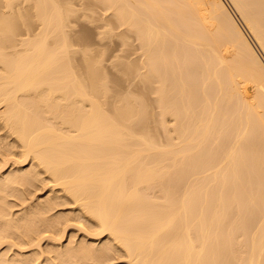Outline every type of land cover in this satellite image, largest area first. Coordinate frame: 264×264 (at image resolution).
Wrapping results in <instances>:
<instances>
[{
	"label": "bare ground",
	"instance_id": "obj_1",
	"mask_svg": "<svg viewBox=\"0 0 264 264\" xmlns=\"http://www.w3.org/2000/svg\"><path fill=\"white\" fill-rule=\"evenodd\" d=\"M95 1L142 41L115 66L153 101L72 0H0V264H264V0ZM85 218L107 241L64 244Z\"/></svg>",
	"mask_w": 264,
	"mask_h": 264
},
{
	"label": "rangeland",
	"instance_id": "obj_2",
	"mask_svg": "<svg viewBox=\"0 0 264 264\" xmlns=\"http://www.w3.org/2000/svg\"><path fill=\"white\" fill-rule=\"evenodd\" d=\"M92 1L93 0H72L73 3H71V4H72L73 8H75L78 11V14H77V17L73 18L74 20L72 19L73 23L72 22L71 23H72L73 27H71V28H73L75 30V32H77V33L79 32L80 34H81L82 31L83 32L84 31L85 32L89 31V33H91L93 35V40L91 39L93 42L91 41V44H89V47L92 46L94 48V49L93 48H91V49L95 50V52L93 51V53H94V55L98 56L97 58L102 56L103 61H104L103 64L105 65L104 68L106 67L107 74L109 73L111 76H117V77H114V78H115V80L118 81V79L122 78L121 76H122L123 73L121 74V72H119L118 68L115 66L116 65V60L118 58H123V59H118L119 61L120 60H122V61L123 60L124 61H128L129 60V61H131L132 59L135 60V58L137 60H139L141 58V57H139L140 56L139 53H142V52H140L141 48H142V45H141L142 41L138 39L139 37H138V35L136 36L135 32L126 31L124 28L119 27L118 23L115 24V21L113 22L114 24H112L110 22V20H111V18L113 19L114 15L111 16L112 13L111 12H110L111 14L108 13L109 11L106 10L105 6L102 3L100 5V2L97 3L98 1L94 0L93 4H92ZM70 2H71V0H70ZM226 2L229 4L231 9H233V11H234V7L232 6L230 0H226ZM89 15H90L91 18L89 17ZM113 20H115V18ZM109 22L111 23V26L110 25L109 26L110 27L113 26L112 29H114V30H113L112 34L110 33V35L109 34L107 35V33H109L110 30H112V29H110V27H108ZM105 24H107V26ZM34 28H36V27L34 26ZM73 29H71V30H73ZM75 32H73V33H75ZM104 32H105V35H104ZM92 35H91V37H92ZM140 41H141V43H140ZM78 47L82 48V46H78ZM139 48H140V50H139ZM97 53L100 54V56L97 55ZM79 57H80V55H79ZM79 57L77 56L78 59H80ZM138 57H139V59H138ZM141 60L142 59H140V61ZM119 68H120V66H119ZM119 74L121 75V76H119L120 78H118ZM125 77H127V76H125ZM136 77H138V75ZM136 77L135 78L134 77L133 78L127 77L128 80L127 79L123 80L124 79V77H123L122 81H119V82H124L123 84L120 83V84H122L121 85L122 87L120 86L121 88H119V89H121L120 92L121 93H125V91H127V92L135 91L134 94L142 96L143 94H140V92L141 93H145V92L148 91L149 94L145 93L144 95L147 94L149 98L147 97V95L145 97H147L150 101H153L151 99L153 97V96H151L152 93H153V90H152V93H151V88L154 87V86L150 84L152 87L149 85V89L148 90L145 89L146 91L144 92L143 89H140L141 86H142V82H140V79L136 80L137 79ZM114 78L111 77L109 79H114ZM132 80H134V81H132ZM109 82L111 83V82H116V81H113V80L111 81L110 80ZM136 82H140V83L137 84ZM134 83H136V84L134 85ZM136 85H140V86L136 87ZM111 86H113V84ZM126 86H128V87H126ZM130 87L133 88V89H131ZM122 89H124L125 91L124 90L122 91ZM147 98H145V100H147ZM150 101H148V104L150 103ZM155 105H156V103L154 102V104L151 106L153 110H155L156 107L158 106L157 105L155 107V109H154ZM157 110H160V109H156L155 112ZM171 119L173 120L174 118H171ZM171 119L168 117L167 121H169V123H171V126H173L172 122H170ZM174 122H175V119L173 120V123ZM166 123L168 124V122H166ZM167 126L170 127L169 124ZM172 128H174V127H172ZM160 129H162V128H160ZM160 129H159V132H161ZM173 130H172V132H173ZM156 132L158 133V130ZM172 132L170 133L171 135H172ZM165 133H167V132L164 131V133H163L164 136L165 135L167 136V134H165ZM173 134L175 135L174 132H173ZM156 136H157V134H156ZM158 138H160V142H163V140H161V139H164V137L162 135L160 137L158 136ZM227 147L225 148V151H226V149L228 150ZM222 149L224 151V148H222ZM10 164H11V161H10V163L7 166L5 165V167L7 168ZM5 167H4V170H6ZM243 172L245 173L246 171H243ZM247 174L249 175L248 172H247ZM244 175H246V174H244ZM244 175H243V177H248V176H244ZM243 179L245 180V178H243ZM44 182H42L41 184H45V185H40V189L36 190V196H35V193H34L35 197H32L33 199L31 198L32 201L31 200L30 201L32 203H34L35 201L37 202V200H39V199H43L44 196H46V194H48L49 190H51V188H53V185H51L52 184L51 181H48V179H46V183H44ZM55 188L56 187L54 186L53 192L55 191L54 190ZM56 190H57V188H56ZM37 197H38V199H36ZM73 206H74V204H67V205L64 204V205H61L60 207H56V210L57 211H60V210L63 211L64 210V213H68V211L66 212V210H69V212H70V210L73 211L74 210L73 208H75V206L74 207ZM15 207H14L15 210L16 209H20L22 207V205L21 206H17V208H15ZM53 211H55V209ZM74 211L77 213V210H74ZM76 220H81V222L80 221L78 223L76 222L77 226L74 225L75 223H73L75 220L69 222L70 225H68V227L66 229V233H65L66 236H64V239H63L64 244L66 243V240H67V238H69V236H72L73 240L75 239L74 241L76 243H73L72 245H76L79 240H80L79 242H82L81 239H83V243H84V241H86L87 243H85V244H89V245H93V244H90V243H92L91 241H93V243H94V240H95V242L97 240L96 244H99V243L101 244L102 242H104V239H105V241H107L106 237H108V236H106V233H104L103 235L100 233L101 235L98 234L95 237L94 233H96L98 231L97 230L98 228L92 222H90L91 223L90 224L89 223L90 220H88L86 218L84 219V222H82L83 219H76ZM85 220L87 222H85ZM92 224H93V226H92ZM94 226L97 229H94ZM87 232L90 233V235H92V236H90ZM91 233H93V234H91ZM98 233H99V231H98ZM97 237H99V238H97ZM100 237L101 238L103 237L102 241H100L101 240ZM46 240H43V242H42L43 245L48 242V240L47 241ZM88 241H89V243H88ZM11 252H12V250L10 251V254H11ZM118 254H120V252ZM123 255L121 253V256L118 255V257H116L117 256V254H116L115 258L112 259V261H110L109 264H123V263L127 264L128 261H125L127 258L124 259L125 255L124 256Z\"/></svg>",
	"mask_w": 264,
	"mask_h": 264
}]
</instances>
